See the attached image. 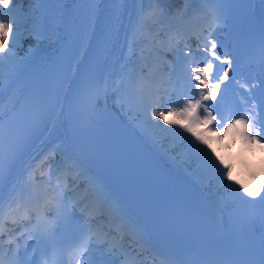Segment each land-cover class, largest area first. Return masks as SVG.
<instances>
[{
  "label": "snow or ice",
  "instance_id": "1",
  "mask_svg": "<svg viewBox=\"0 0 264 264\" xmlns=\"http://www.w3.org/2000/svg\"><path fill=\"white\" fill-rule=\"evenodd\" d=\"M34 2L42 3L44 0ZM85 2L95 4L97 0ZM201 2L212 5L207 9L210 23L197 37L195 49L183 43L182 33L175 34L169 40V50L174 52L172 61L162 60L152 51L145 55L144 49H138L140 38L155 47L154 38L143 33L144 21L158 14V10L150 9L140 18L129 45L131 50L139 51L137 63L140 67L131 72H122L119 80L108 81L86 70L76 84L72 103L87 109L93 100L112 94L117 97L116 103L143 116L153 128L169 125L165 131L179 132L182 129L181 135L189 134L186 151L191 159L198 162V171L202 175L216 177L220 185L230 182L228 187L234 189L239 201L233 211L242 216L248 228L264 231V208L257 212L247 207L256 203L264 204V167L255 166L257 150L264 153V134L261 127L257 126L264 124V119L260 118L264 113V92L259 96L254 95L257 89L264 90V79L259 84L237 79L239 57L222 51V45L218 46L217 40L211 38L224 22L222 9L216 6L220 0ZM0 6L2 87L5 80L3 66L8 65L9 74L19 66L17 42L25 33L38 39L43 31V16L39 9L32 17L13 15V0H0ZM95 13L96 22L90 21L93 30L99 19V9ZM260 58L264 63V42L260 44ZM177 65H181L179 72L176 70ZM185 89H191V95ZM173 96L183 97L182 101H177L180 106L173 104ZM40 103V114L33 129L48 118L47 106L58 105L59 102L49 95L41 99ZM241 108L244 110L241 111ZM14 110L15 105L10 111ZM6 115L0 113V168L5 165L10 168L14 164L28 139L26 135L17 137L13 142L11 122H5ZM220 142L229 150L227 157L214 146V143ZM237 143L240 145L239 151L233 154L231 148ZM260 164L264 166V157H261ZM86 174L87 169L78 157L68 155L57 160L53 154L46 171L40 172L41 183L35 184V177H30L31 187L27 194L10 195L5 205L3 194L0 193V264H6L5 257L9 255L14 264H21V242L25 251L28 240H35L37 245L51 243L54 246L59 224L65 218L70 203L73 218L79 212L85 221V235L69 251L75 264H90L94 243L107 244L109 250H122L125 239L130 238L137 245V255H142L150 247L148 233L131 221L107 186L95 177L82 180L81 177ZM69 192L73 194L71 201L66 195ZM35 251L34 248L33 254ZM44 264H48V261L45 260ZM152 264L174 262L161 256L154 258Z\"/></svg>",
  "mask_w": 264,
  "mask_h": 264
},
{
  "label": "bare ground",
  "instance_id": "2",
  "mask_svg": "<svg viewBox=\"0 0 264 264\" xmlns=\"http://www.w3.org/2000/svg\"><path fill=\"white\" fill-rule=\"evenodd\" d=\"M118 1L121 4V8L118 9L116 14L117 20L112 26V32L110 33L106 49L103 53V65L109 71L111 79L115 80L120 79L122 72H131L134 68H136V65H140L139 63L137 64L138 57L135 55L132 56L135 51L131 50L129 45L133 39V33L137 28L140 18L143 16L144 10L150 4V1L148 0ZM152 2L153 8V6L159 5L163 2V0H152ZM15 3H17V0ZM173 3L177 4L176 2ZM108 4V0H97L94 4L96 9H99V19L93 33H90L88 36V50L85 57H88L93 50L97 35L102 28V16L108 7ZM71 5L72 0H44L42 3L34 2L29 6L34 9L33 14L30 17L37 14V9H39L40 13H42L43 31L38 39L35 37V41L26 42L25 38L28 33H25L17 42L19 48L16 49V56L19 66L16 67L11 74H9L10 69L8 65L5 64L3 66L5 80L2 87H0V113L7 114L10 109H12L13 105L16 104L17 100L21 98L22 94L25 92L31 77L45 66V62L49 60L52 53H54V46L58 45L61 38V32L59 33L58 30L60 28L61 31L64 30L63 27L66 20L65 18L68 15ZM13 15H15V10H13ZM94 22H96V18ZM0 47H3V45H0ZM9 47H11V42H9ZM137 47L140 49L141 46L139 43ZM229 49L230 46L228 44H222V51L227 53L229 52ZM126 65L127 67H125ZM113 112L119 117L124 118H128L129 115L132 117H140L141 119L144 118L135 112H130L127 107L116 105V103L113 106ZM57 122L62 123V119H58ZM166 132L168 135L169 131ZM164 134V131H152V140L157 141L158 144H163L161 150L164 152L166 158H168L171 162H174L183 171L187 180L202 189H205L209 193L215 194L217 191L221 192L223 200L232 201L236 198L235 192L225 184L220 185L217 182L216 177L202 175L200 171H198V162L194 165H190L188 163L186 164L183 161L185 159L183 154L180 152L174 153V151H172L171 146L174 141L171 140V138L169 141H165L163 139ZM172 135L173 134L169 137H172ZM65 136L66 133L63 134V137ZM57 138H60L58 134L46 137L42 153H46L49 149H52L53 146H58L56 142ZM218 144L222 145L223 142L214 143V146L218 148ZM222 148L223 153L227 152L225 147ZM26 177L27 176L23 177V179Z\"/></svg>",
  "mask_w": 264,
  "mask_h": 264
},
{
  "label": "rangeland",
  "instance_id": "3",
  "mask_svg": "<svg viewBox=\"0 0 264 264\" xmlns=\"http://www.w3.org/2000/svg\"><path fill=\"white\" fill-rule=\"evenodd\" d=\"M160 123L163 124L162 121H161ZM166 126H167V125H163L162 128H157V129H158V131H162ZM176 138H177V137H176ZM187 161L190 162L191 164L194 163V162L192 161V159H191L189 156H187Z\"/></svg>",
  "mask_w": 264,
  "mask_h": 264
}]
</instances>
